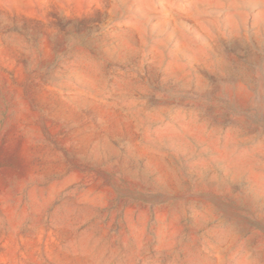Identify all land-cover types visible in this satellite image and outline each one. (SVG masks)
Returning a JSON list of instances; mask_svg holds the SVG:
<instances>
[{"label": "clouds", "instance_id": "9594fccd", "mask_svg": "<svg viewBox=\"0 0 264 264\" xmlns=\"http://www.w3.org/2000/svg\"><path fill=\"white\" fill-rule=\"evenodd\" d=\"M0 264H264V0H0Z\"/></svg>", "mask_w": 264, "mask_h": 264}]
</instances>
